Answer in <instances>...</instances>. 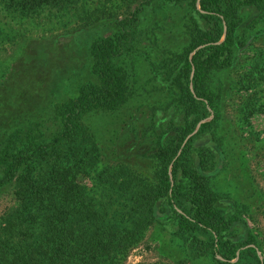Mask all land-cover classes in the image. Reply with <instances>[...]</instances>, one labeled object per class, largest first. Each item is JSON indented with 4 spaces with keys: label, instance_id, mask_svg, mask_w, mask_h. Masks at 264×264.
I'll use <instances>...</instances> for the list:
<instances>
[{
    "label": "trees",
    "instance_id": "16d2710c",
    "mask_svg": "<svg viewBox=\"0 0 264 264\" xmlns=\"http://www.w3.org/2000/svg\"><path fill=\"white\" fill-rule=\"evenodd\" d=\"M0 18V47L22 31L14 21L93 31L82 77L34 111L16 108L9 86L26 55L0 63V192L16 188L0 214V264H122L174 217L170 263L150 264L257 257L242 213L259 198L224 96L246 42L264 35V0H0Z\"/></svg>",
    "mask_w": 264,
    "mask_h": 264
},
{
    "label": "rangeland",
    "instance_id": "374dc122",
    "mask_svg": "<svg viewBox=\"0 0 264 264\" xmlns=\"http://www.w3.org/2000/svg\"><path fill=\"white\" fill-rule=\"evenodd\" d=\"M134 5L135 3L131 4V7ZM119 8L121 9H118V13L121 14L125 6ZM247 14L248 12H245V16ZM0 21L4 20L0 18ZM18 24L15 21L11 22V26L22 31L15 36L12 33L10 36L12 39L6 40L0 47V63L5 64L3 69L6 70L11 66L14 67L17 60L26 55L9 86L15 93V107L21 108L22 105L24 107L22 111L25 112L27 107L33 108L34 111L36 106H38L36 109H39L45 104V98L54 100L58 97L62 98L69 89L70 81L75 82L77 75L82 77L86 45L93 31L75 33V28L83 26L80 22L66 26L55 25L51 21L29 19L21 25ZM69 32H72L71 35L59 36ZM252 41L249 45L246 42L247 45L239 53L237 62L226 73V81L228 80L231 88L224 96L226 116L235 123L237 119L241 123L239 134L242 137V144L239 148L246 156L259 198L254 206L249 205L242 213V217L258 241L257 245H249L256 248L257 257L246 253L242 257V263L247 264H257V260L264 262V144L257 145L258 142L255 141L264 140V35L253 38ZM22 84L26 85V89ZM248 109L251 110V115L247 119L244 114L248 113ZM209 110L210 116L197 124L193 135L198 132L202 123L213 119L214 111L210 108ZM39 113L34 114L39 115ZM107 117L110 118L108 115L100 118L101 121H96L99 132L105 127H110ZM126 138L127 136H124L122 140ZM133 163V167L142 175L150 178L154 176L155 168L151 162L148 166L145 160L137 158ZM15 192L16 188L13 184L1 190L0 214L12 202ZM231 193L230 195L236 194L234 189ZM179 211L182 212L181 208ZM176 224L177 218L174 217L165 225L156 224L150 227L143 240L132 249L122 264L170 263L168 257L171 252L167 245L171 241L173 227ZM173 245L174 243L171 242V247ZM240 251H237L234 261L239 259ZM217 259L224 260L221 255H218ZM213 262L216 264L215 261Z\"/></svg>",
    "mask_w": 264,
    "mask_h": 264
}]
</instances>
